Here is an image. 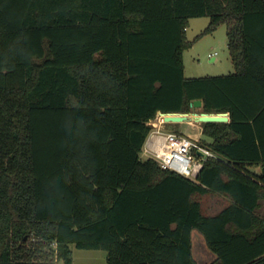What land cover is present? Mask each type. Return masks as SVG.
Wrapping results in <instances>:
<instances>
[{
	"label": "trees",
	"instance_id": "16d2710c",
	"mask_svg": "<svg viewBox=\"0 0 264 264\" xmlns=\"http://www.w3.org/2000/svg\"><path fill=\"white\" fill-rule=\"evenodd\" d=\"M199 16L233 72L184 75ZM195 99L230 121L200 123L191 179L140 152ZM194 230L206 264H264V0H0V264H198Z\"/></svg>",
	"mask_w": 264,
	"mask_h": 264
},
{
	"label": "rangeland",
	"instance_id": "374dc122",
	"mask_svg": "<svg viewBox=\"0 0 264 264\" xmlns=\"http://www.w3.org/2000/svg\"><path fill=\"white\" fill-rule=\"evenodd\" d=\"M208 20L207 16H199L193 17L189 21L186 36L192 43L183 51L184 75L186 77L227 74L234 69L227 45L226 26L222 24L211 33L201 34ZM192 111L200 112L201 107L194 108ZM162 129L183 131L185 125L170 124L167 128ZM140 157L146 159L148 154L142 149ZM193 232L192 236L196 243L198 238ZM70 248L72 264H107L106 251L103 249L78 248L75 244H70ZM56 264H63V262L57 260Z\"/></svg>",
	"mask_w": 264,
	"mask_h": 264
},
{
	"label": "built area",
	"instance_id": "2783aa9c",
	"mask_svg": "<svg viewBox=\"0 0 264 264\" xmlns=\"http://www.w3.org/2000/svg\"><path fill=\"white\" fill-rule=\"evenodd\" d=\"M154 119L149 121L153 129L144 143L143 150L162 168L195 179L205 159L216 157L212 151L200 146L196 139L185 133L161 131L159 125L165 123L162 116L157 114ZM192 151H195V154Z\"/></svg>",
	"mask_w": 264,
	"mask_h": 264
},
{
	"label": "crops",
	"instance_id": "0c3cea01",
	"mask_svg": "<svg viewBox=\"0 0 264 264\" xmlns=\"http://www.w3.org/2000/svg\"><path fill=\"white\" fill-rule=\"evenodd\" d=\"M234 71V69H233ZM233 71H229L228 73H231ZM230 121V113L228 112V120L225 122H229ZM248 121H250V123H253V120L250 118L248 119ZM179 124H184L185 125V130L183 131H179L182 133H185L189 136H191L193 139H199L200 137H202V127L200 125V123H196V122H178ZM260 121H258L257 123L252 124L251 129H249L247 127V133H249L250 135H253V137H255L256 142L258 141L257 138V134L260 132ZM165 124H160L159 128L161 129V131H166L163 130L162 128L165 129ZM169 131V130H168ZM248 170H250L251 172L254 173H259L260 172V166L259 165H255V166H248ZM193 234L195 235L196 238H198V240H196V243L194 242V236H192V252H193V256L195 258V260L197 261L198 264H206L210 261H212L215 258L214 253H212L206 246L205 240L203 238V236L197 232L196 230H194Z\"/></svg>",
	"mask_w": 264,
	"mask_h": 264
},
{
	"label": "water",
	"instance_id": "95a60500",
	"mask_svg": "<svg viewBox=\"0 0 264 264\" xmlns=\"http://www.w3.org/2000/svg\"><path fill=\"white\" fill-rule=\"evenodd\" d=\"M190 105L193 108H200L202 105L201 99L193 100ZM159 116H162L165 122H225L228 120V112H205V111H190V112H162L157 111ZM201 154V153H200Z\"/></svg>",
	"mask_w": 264,
	"mask_h": 264
}]
</instances>
